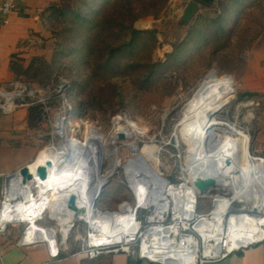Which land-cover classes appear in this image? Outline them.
<instances>
[{
    "label": "bare ground",
    "instance_id": "bare-ground-1",
    "mask_svg": "<svg viewBox=\"0 0 264 264\" xmlns=\"http://www.w3.org/2000/svg\"><path fill=\"white\" fill-rule=\"evenodd\" d=\"M138 27L147 29L150 21H141ZM234 95L232 78L218 77L215 72L208 74L197 85L181 116L180 136L187 147L186 159L180 166L182 185L166 181L149 166L151 162L159 163L160 142L156 139L143 142L142 155L137 162H129L125 174L136 207L124 204L111 217L95 213L92 205L108 174L121 166L118 135L134 144L142 141L146 133L128 124L130 132L115 122L109 134L89 127L84 142L70 140L65 145L63 118L55 119L54 133L60 142L42 150L25 167L30 171L27 178L11 182L8 200L15 201L20 195L25 203L8 207L7 210L14 211L6 212L4 219L26 224L29 233L26 241L45 242L55 256L67 250L70 233L81 222L89 227L90 234L80 256H87L86 251L92 247L121 250L130 258L143 254L170 264H195L200 253L209 259L263 242L264 161L254 160L257 158L250 154V136L239 130L241 123H247L246 119L228 124L216 118L221 112L217 110L234 100ZM0 96L10 104L15 98L2 93ZM65 150L71 152L66 155ZM69 180L76 181L79 187L78 193H71L70 217L49 215L51 188ZM212 190L229 192L232 198L214 197L216 208L200 215L199 200L209 199ZM234 200L233 204L243 206L238 214L230 210ZM139 210L147 214L143 222L137 218ZM170 215L173 223L167 224ZM44 216L54 220L55 225L44 228L38 221ZM180 231L196 233L198 238L184 239L182 246L177 240ZM159 233L166 234L167 239L150 241L151 236Z\"/></svg>",
    "mask_w": 264,
    "mask_h": 264
},
{
    "label": "rangeland",
    "instance_id": "rangeland-1",
    "mask_svg": "<svg viewBox=\"0 0 264 264\" xmlns=\"http://www.w3.org/2000/svg\"><path fill=\"white\" fill-rule=\"evenodd\" d=\"M101 1L63 0L56 5V9L59 12L81 9L84 13L91 9L90 12L95 14L100 9ZM152 1L164 7L155 11L152 5L147 6L144 11L135 13L138 14L137 18L131 22L133 30L143 33L139 41L141 56L135 60L133 54H119L112 69L116 78L110 79L101 74L98 80L101 87L95 92H104L103 100L111 103L121 100L125 103L123 107H115L117 113L105 108L104 112L109 113L102 114L86 106L88 99L85 102L82 100L84 91H71V85L65 78L70 74L69 69L62 67L63 63H52L57 42L67 39L66 31L71 26L68 20H58L53 12L41 14V32L25 45L23 56L15 55L11 61L12 65L19 66L25 77H15L18 85L5 88V93L15 96L12 103L25 104L31 109L30 117L40 124L35 138L41 151L60 142L53 128L58 115L66 119L65 140L84 142L89 127L109 134L115 122L130 132L131 126L146 133L142 141L134 144L125 139L118 140L121 166L96 204L102 213H117L124 204L136 207L135 196L125 174L129 162H137L142 155L143 142L152 139L160 142L159 163L151 162L149 166L166 181L174 185L182 184L180 166L187 156V147L181 140L179 128L182 112L197 85L212 72L218 77L228 76L235 82L234 100L216 118L228 124L246 119L247 123H241L239 130L250 136V154L256 158L253 152L256 100L245 93L242 80L248 50L264 30V0H216L212 8L201 7L193 0ZM192 6L198 9L186 23L183 16ZM145 13L148 15L143 16ZM141 21H150V27L139 28ZM145 32L153 34L147 35ZM131 59L133 62H129ZM150 66L159 68L155 76H147L153 72ZM37 69L40 70L35 72ZM42 75L58 80H43ZM87 76L85 71L76 70L73 79L89 82L84 79ZM89 83L90 86L96 85V80ZM2 100L7 101L5 98ZM216 196L232 198L229 192L212 190L209 199L199 200L197 210L200 215L214 209ZM241 205L235 203L230 209L232 214L240 213L243 210ZM138 218L144 221L147 215L139 211ZM41 225L50 228L55 221L45 217ZM13 227L23 238L27 226L18 224ZM89 234L86 224H75L69 236L70 253L68 250L67 254H79L84 242H88L86 238ZM118 255L126 257L122 253Z\"/></svg>",
    "mask_w": 264,
    "mask_h": 264
},
{
    "label": "crops",
    "instance_id": "crops-1",
    "mask_svg": "<svg viewBox=\"0 0 264 264\" xmlns=\"http://www.w3.org/2000/svg\"><path fill=\"white\" fill-rule=\"evenodd\" d=\"M62 1L0 0V93L10 95L5 93V88L18 85L10 70L12 58L23 56L25 45L41 32V14ZM4 2L12 3L19 11L3 15ZM244 64L243 88L246 94L255 98L257 107L253 152L256 158L264 160V30L249 48ZM2 99L0 96V208L10 178L32 164L41 152L35 138L40 124L30 117L31 109L18 103L8 108ZM21 239L15 227L0 236V264H128L122 255L90 260L86 256L69 254L70 250L64 259L54 261L46 245L22 246ZM217 264H264V246L245 249Z\"/></svg>",
    "mask_w": 264,
    "mask_h": 264
},
{
    "label": "trees",
    "instance_id": "trees-1",
    "mask_svg": "<svg viewBox=\"0 0 264 264\" xmlns=\"http://www.w3.org/2000/svg\"><path fill=\"white\" fill-rule=\"evenodd\" d=\"M193 1L201 7L208 8H212L216 4V0ZM99 5L100 9L95 11V14L90 12L91 9L85 13L81 9L59 12L56 6L44 12L46 15L53 12L58 20H68V24L71 25L66 31L67 39L57 42L52 63H63V66L60 64L59 70L64 66L69 69L70 74H67L65 78L71 85V91H84L82 100L85 102V99H88L85 102L86 106L102 114L109 113V111L104 112L105 108H111L110 111L117 113L114 110L115 107H123L125 103L121 100L115 103L103 100L102 97L105 93L95 92L101 87L98 83L99 77L102 74L110 79L116 78L112 69L116 66V59L119 54H133L135 60L141 56L142 46L139 41L142 39L143 33L131 28L132 20L136 19L138 15L135 13H140L151 5L155 11H160L164 6L153 3L152 0H102ZM147 15L146 13L143 14V16ZM145 33L147 35L153 34L151 32ZM199 34L203 35L201 32ZM132 60L129 62H133ZM151 69L153 72L147 73L148 77L150 75L155 76L159 68L153 66ZM10 70L15 77H25L17 64H11ZM38 70L40 69L35 72ZM76 70L82 73L85 71L88 76L84 79L89 80V82L96 80V85L90 86L89 82L73 79ZM42 79L58 80L49 75H42ZM40 109L42 110V108Z\"/></svg>",
    "mask_w": 264,
    "mask_h": 264
},
{
    "label": "built area",
    "instance_id": "built-area-1",
    "mask_svg": "<svg viewBox=\"0 0 264 264\" xmlns=\"http://www.w3.org/2000/svg\"><path fill=\"white\" fill-rule=\"evenodd\" d=\"M18 11H19V9L16 6H14L12 3H10V2H4L3 6H2V14L5 15V16L10 14V13H16ZM5 105L9 108V107H12L14 105V103L10 104L9 101L8 102L6 101ZM7 107L6 108L2 107V108L7 109ZM10 185H11V182H10ZM10 185L8 186V190H7L6 195H5V201L2 204V207L0 208V236L6 234L10 227H13V226H16L18 224H21V223H17L12 218L10 220H5L4 219V215L6 214V212H9V211L13 212L14 211V210H7L8 207L13 208V206L15 204H17V203H15L17 201H20L19 203H25L24 198L22 196H20V195L17 196L15 201H9L8 200V193H10L9 192ZM180 185H182V184H180ZM216 203H215V208H216ZM232 205H235V204H232ZM184 210H186V209H184ZM139 211H142V210H139ZM47 212L49 213L48 210H47ZM49 215H51V214L49 213ZM172 217H173L172 215L167 216V222H166L167 224L173 223ZM44 218H45V216L43 217V220H44ZM137 218H138V214H137ZM43 220L40 219L38 221L42 222ZM138 220L140 222H143V220H140L139 218H138ZM21 225H26V224H21ZM44 228H48V227H44ZM26 231H27V229H26ZM26 231H25V233L23 235V238L20 241L22 246H33V245H38V244L46 245L45 242L36 241V240L27 242L26 238H28L29 233L26 232ZM40 234L41 233L38 232L36 235H38V237L40 238ZM187 238L197 239L198 235L196 233H193V232H182V231H180L179 232V236L177 238L178 243L181 244L182 246H185V242H184L185 240L184 239H187ZM166 239H167L166 234L159 233V234H155L154 236H151L150 241H154V240L155 241L156 240L163 241V240H166ZM137 245L141 246V242L138 241ZM260 245L264 246V241L261 242V243H257V244H253V245L244 247V248H240L239 250H236V251L226 252V253H223L221 256L214 257V258H209V259H207L204 256H202V254L200 253V254H198V256L196 258L195 264H217L219 262H222V261L226 260L231 255L237 254V253H239V252H241V251H243L245 249H248V248H251V247L260 246ZM46 246L48 247L49 254H50L51 258L54 261H60V260L64 259L66 257V254H67L68 250H69V246H68L67 250L64 251L62 255L55 256L54 253H53V250L48 245H46ZM98 249H100V248L89 247V249L86 251V253H87L86 257L89 258L90 260H94V259H97V258H99L101 256L118 255V254L122 253V254L126 255L128 264H139L141 262H146V263H149V264H170V263L159 261V260H151V259L145 257L143 254L138 255L136 258H130L127 253H123L121 250H117V249L98 250ZM79 255H81V252L79 253Z\"/></svg>",
    "mask_w": 264,
    "mask_h": 264
},
{
    "label": "water",
    "instance_id": "water-1",
    "mask_svg": "<svg viewBox=\"0 0 264 264\" xmlns=\"http://www.w3.org/2000/svg\"><path fill=\"white\" fill-rule=\"evenodd\" d=\"M198 8L196 6H192L188 9L187 12H185L184 16H183V21L184 22H189V20L191 19V16H193L194 12L197 10ZM233 99L228 101L227 103H225L224 105H222L217 111V113H219L220 111L222 112L227 106H229L232 103ZM62 119L59 115L57 116V120ZM62 124L63 127L66 125V119H62ZM124 139L123 135H118V140H122ZM70 140H65V142L63 144H67ZM61 144V143H60ZM61 146V145H60ZM63 147V145L61 146ZM65 152L67 153L66 155L69 154V152H71L70 150H65ZM254 160H261V159H254ZM264 161V160H263ZM116 170L113 171L112 173L108 174V176L106 177V181L105 183L102 185L101 190L95 194L94 199H93V209L95 210V213H100L101 215H105L108 217L114 216L116 215V213H109V212H105L104 214L101 213L97 208H96V204L101 200L105 190L108 188V185L110 183L111 178L113 177V175L115 174ZM30 174V171L27 170L26 168H23L22 170H20L16 175L12 176L10 178V182H12L15 179L18 178H27L28 175ZM71 180H69L68 182L65 183H56L53 185V187L51 188V200H50V207H49V213L55 216H58V218L60 219H65L70 217L71 215V211H70V203H71V193H78L79 187L77 186V182L73 181V183L71 182ZM84 199V198H82ZM235 202L232 201V204Z\"/></svg>",
    "mask_w": 264,
    "mask_h": 264
}]
</instances>
